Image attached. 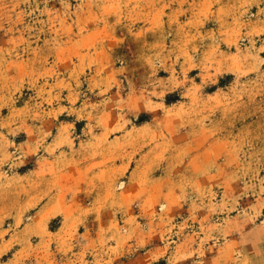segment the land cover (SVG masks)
I'll list each match as a JSON object with an SVG mask.
<instances>
[{
    "label": "rangeland",
    "instance_id": "374dc122",
    "mask_svg": "<svg viewBox=\"0 0 264 264\" xmlns=\"http://www.w3.org/2000/svg\"><path fill=\"white\" fill-rule=\"evenodd\" d=\"M0 264H264V0H0Z\"/></svg>",
    "mask_w": 264,
    "mask_h": 264
}]
</instances>
